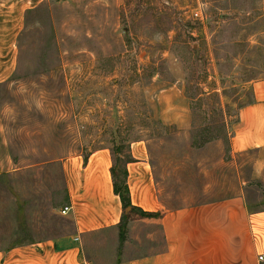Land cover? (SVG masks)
Returning <instances> with one entry per match:
<instances>
[{"label":"rangeland","instance_id":"374dc122","mask_svg":"<svg viewBox=\"0 0 264 264\" xmlns=\"http://www.w3.org/2000/svg\"><path fill=\"white\" fill-rule=\"evenodd\" d=\"M25 25L17 70L0 85L14 164L0 174V247L72 234L61 214L65 166L102 150L113 160L122 147L124 168L136 142L148 144L175 208L243 188L252 209L264 208V172H253L264 156L234 159L229 145L238 111L251 101L242 86L264 80V0H45ZM212 54L219 83L208 87L221 92L207 95ZM184 79L190 126L181 122L183 99H171ZM110 240L108 232L93 237L80 260L112 262L122 248Z\"/></svg>","mask_w":264,"mask_h":264},{"label":"crops","instance_id":"0c3cea01","mask_svg":"<svg viewBox=\"0 0 264 264\" xmlns=\"http://www.w3.org/2000/svg\"><path fill=\"white\" fill-rule=\"evenodd\" d=\"M44 1L0 0V85L17 70L19 38L28 13ZM209 61L208 82L203 85L207 95L221 92L219 87H208L212 82L219 83L213 54ZM179 85L180 95L171 99H183L187 114L181 122L190 126L192 99L186 95V80L175 84ZM242 88L250 92L251 101L240 107L237 121L229 131L230 155L234 159L251 152L264 156V80L246 82ZM2 115L0 111V174L14 170L4 139ZM129 155L132 161L127 164V182L132 205L155 217L144 218L131 210L124 211L114 189L111 153L98 151L87 161L80 157L65 166V207H71L67 219L74 232L58 239L0 247V264H95L94 258L80 260L81 254L90 247L93 237L105 232L111 234L110 244L118 249L124 214L128 218L127 239L121 253L117 250L113 261L106 264H264L260 261L264 256V208H251L247 191L242 189L246 182L241 183L240 192L230 197L175 208L158 179L148 144L133 143ZM222 164H226L223 158L215 165L220 168ZM243 168L236 166L240 181ZM253 172L262 175L263 160L255 162Z\"/></svg>","mask_w":264,"mask_h":264},{"label":"trees","instance_id":"16d2710c","mask_svg":"<svg viewBox=\"0 0 264 264\" xmlns=\"http://www.w3.org/2000/svg\"><path fill=\"white\" fill-rule=\"evenodd\" d=\"M123 153H124V148L122 147H118L116 150L113 151L114 165L112 168V176L114 180L115 193L121 198L125 212H127V210L130 209L132 212H136L144 218H153L155 217V215L138 210L132 205L130 190L127 182L128 179L127 164L132 161V158L130 157L129 155L130 151L128 150L127 153L128 158L125 162L124 168H122L121 164L123 160L121 159L123 158H121V156L123 155ZM85 161H87V158H85ZM127 235H128V218L124 214L122 222L120 224V248H122V243L127 239Z\"/></svg>","mask_w":264,"mask_h":264},{"label":"built area","instance_id":"2783aa9c","mask_svg":"<svg viewBox=\"0 0 264 264\" xmlns=\"http://www.w3.org/2000/svg\"><path fill=\"white\" fill-rule=\"evenodd\" d=\"M195 17H196L197 19L202 20V16L199 15L198 13L195 14ZM70 211H71V207H68V206H67V207L63 208V210L61 211V214H62L63 216H67V215L70 213ZM260 261H261V262H264V256H261V257H260Z\"/></svg>","mask_w":264,"mask_h":264},{"label":"water","instance_id":"95a60500","mask_svg":"<svg viewBox=\"0 0 264 264\" xmlns=\"http://www.w3.org/2000/svg\"><path fill=\"white\" fill-rule=\"evenodd\" d=\"M128 211H130V209H128Z\"/></svg>","mask_w":264,"mask_h":264}]
</instances>
